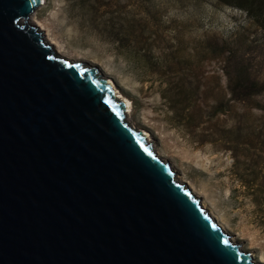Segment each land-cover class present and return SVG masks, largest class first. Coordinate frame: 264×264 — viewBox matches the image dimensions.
Here are the masks:
<instances>
[{"label":"water","instance_id":"95a60500","mask_svg":"<svg viewBox=\"0 0 264 264\" xmlns=\"http://www.w3.org/2000/svg\"><path fill=\"white\" fill-rule=\"evenodd\" d=\"M0 0V264H262L126 119L98 67Z\"/></svg>","mask_w":264,"mask_h":264},{"label":"rangeland","instance_id":"374dc122","mask_svg":"<svg viewBox=\"0 0 264 264\" xmlns=\"http://www.w3.org/2000/svg\"><path fill=\"white\" fill-rule=\"evenodd\" d=\"M112 1L91 14L76 0H42L32 24L58 53L96 65L112 81L129 104L127 120L264 264V29L214 1ZM122 29L130 43L119 48L108 38ZM228 60L248 85L258 84L233 95ZM167 87L188 90L182 120L165 99Z\"/></svg>","mask_w":264,"mask_h":264},{"label":"trees","instance_id":"16d2710c","mask_svg":"<svg viewBox=\"0 0 264 264\" xmlns=\"http://www.w3.org/2000/svg\"><path fill=\"white\" fill-rule=\"evenodd\" d=\"M214 1L219 4H223L225 6L233 7L239 9L240 11H244L249 17L252 19L254 24L262 27L264 29V0H208ZM77 3L87 5L88 10L93 13V10H98L104 4L108 3L109 5L116 3V1L112 0H76ZM118 6V4H117ZM143 26V24H141ZM121 31V27H119ZM119 30H112V35L109 36V40L111 43H116L119 48L126 47L130 43L129 36L123 31L120 33ZM108 32V31H107ZM110 33V32H109ZM221 48V51L224 50L223 46H215L216 49ZM123 51V49H122ZM226 64V74L229 76L228 87L231 90L233 95H237L240 92L246 90L249 91L250 87L257 85L258 83L253 81L251 84H247V78L242 74L240 70H230L229 60ZM177 89L173 90L172 88H166V96L169 105H172L174 108L173 113L175 119L182 120L184 118V108L187 106L188 98L187 95L188 90L184 89L183 92H176ZM176 92V93H175ZM171 94H173L171 96ZM176 94L177 96H174ZM253 173H256V168L252 167L250 169ZM242 181V180H241ZM244 181V180H243ZM242 181V182H243Z\"/></svg>","mask_w":264,"mask_h":264},{"label":"bare ground","instance_id":"6f19581e","mask_svg":"<svg viewBox=\"0 0 264 264\" xmlns=\"http://www.w3.org/2000/svg\"><path fill=\"white\" fill-rule=\"evenodd\" d=\"M42 2V1H41ZM41 4V3H40ZM39 4V5H40ZM30 17H29V20H28V23L29 24H32V23H34L33 22V19H32V17L34 16V11H32L31 13H30V15H29ZM117 97H118V95H117ZM120 100H123L121 97H118ZM123 101H125V100H123ZM125 103H126V119H128V114H127V112H128V106H129V104L125 101ZM129 120H130V118H129ZM146 134V133H145ZM146 140L148 141V142H150V139H149V137L147 136V134H146ZM153 149L155 150L156 148L153 146ZM176 178H179V176L178 175H176ZM200 203L201 204H203V202L202 201H200ZM203 206H204V204H203ZM205 207V206H204ZM232 238V237H231Z\"/></svg>","mask_w":264,"mask_h":264}]
</instances>
